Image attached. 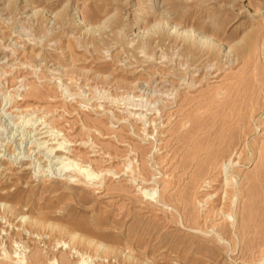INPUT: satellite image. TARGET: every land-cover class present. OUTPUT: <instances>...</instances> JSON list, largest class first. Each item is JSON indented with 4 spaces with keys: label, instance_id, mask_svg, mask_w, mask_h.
<instances>
[{
    "label": "rangeland",
    "instance_id": "1",
    "mask_svg": "<svg viewBox=\"0 0 264 264\" xmlns=\"http://www.w3.org/2000/svg\"><path fill=\"white\" fill-rule=\"evenodd\" d=\"M0 231V264H264V0H0Z\"/></svg>",
    "mask_w": 264,
    "mask_h": 264
},
{
    "label": "bare ground",
    "instance_id": "2",
    "mask_svg": "<svg viewBox=\"0 0 264 264\" xmlns=\"http://www.w3.org/2000/svg\"><path fill=\"white\" fill-rule=\"evenodd\" d=\"M163 3V2H162ZM160 11H161V9H159ZM159 13V12H158ZM162 13V12H161ZM160 13V14H161ZM33 14V13H32ZM59 15V14H58ZM58 17V16H57ZM60 17V16H59ZM77 18H79V17H77ZM61 20H62V18H61ZM63 21V20H62ZM177 26V25H176ZM89 28V27H88ZM87 28V29H88ZM178 27H176V29H177ZM91 29V28H90ZM89 29V30H90ZM191 30L190 31H185V32H183V33H180L179 32V35L180 36H183L184 34L188 37V36H190L191 35ZM200 36V35H199ZM195 37H197V36H195ZM201 37V36H200ZM203 37V36H202ZM201 37V42H202V40L203 41H205L204 43H208V42H210V40H212L211 38H202ZM187 39V43L189 44V43H191V44H189V45H193L194 44V40L193 41H191L192 39H190V38H186ZM198 40V39H197ZM213 40H215V42H210V44H211V48H212V46H213V50H210V51H212V53L211 52H209L210 54H212V55H216L217 53H218V56H219V58L220 57H222V58H226V59H228V58H230V56H232V54H234V59L235 58H237V59H239V58H241L245 53H244V50H245V47H241V46H239V45H235V46H232V47H228V50L227 51H225L223 48H221V49H219L220 48V45L218 44V43H216V39H213ZM186 43V44H187ZM193 43V44H192ZM197 43H198V41H197ZM197 43L195 42V44H196V46H197ZM187 44V45H188ZM209 44V43H208ZM255 44H256V40H254V38H250L249 40H248V42L245 44L246 45V47H249V48H251V49H253V48H255ZM225 45V44H224ZM195 46V45H194ZM193 46V47H194ZM192 47V46H191ZM223 47V46H222ZM190 48V47H189ZM195 48V47H194ZM193 48V49H194ZM192 49V48H191ZM192 49V50H193ZM206 54V53H205ZM209 54V55H210ZM233 57V56H232ZM211 58H212V56H211ZM217 58V57H216ZM208 59H209V57H208ZM212 60V59H211ZM222 60V59H221ZM225 59H223L222 61H224ZM229 60V59H228ZM230 60H231V58H230ZM226 61V60H225ZM224 63V62H223ZM57 147H52L51 148V152L52 153H54L55 152V154L56 155H62V156H60V158H62L63 157V154H64V151H63V149H64V142L63 143H58L57 145H56ZM209 152V151H208ZM210 153V152H209ZM18 212V210L17 209H11L10 210V212L9 213H11V215L12 214H14L15 215V213H17ZM8 213V212H7ZM18 214L20 215V216H25L23 213H19L18 212ZM18 215V216H19ZM7 216V215H6ZM10 216V215H9ZM8 216V217H9ZM12 218V217H11ZM46 224H45V221H43L42 219H30V221L28 222V224H26V226H29L30 227V229H31V231H34V230H38L39 228H44V227H46L45 226ZM56 227H58V226H56ZM56 227H55V229H56ZM26 228H28V227H26ZM45 229V228H44ZM29 230V229H28ZM42 230V229H41ZM65 230V229H64ZM40 231V229L38 230V232ZM66 233V232H65ZM64 233V234H65ZM0 234H1V231H0ZM68 235V234H67ZM70 236V235H69ZM72 238L73 239H75L76 238V235H73L72 234ZM82 240V239H81ZM79 241V240H78ZM79 243V242H78ZM81 244L83 243V240H82V242H80ZM84 243H86L87 245H89V246H93V244H94V242H91V241H85L84 240ZM79 245V244H78ZM98 245L99 244H95V247L97 248L98 247ZM108 250V249H107ZM110 250V249H109ZM113 250H115V249H113ZM109 252H111V250L109 251ZM109 252H107V253H109ZM115 252H117V251H115ZM34 253V252H33ZM106 253V254H107ZM114 253V252H113ZM108 255V254H107ZM114 255V254H113ZM116 255V254H115ZM114 255V256H115ZM117 257V256H116ZM32 261H34V262H40L42 259H43V256L41 255V252H39V250L38 251H35V253L32 255ZM117 260H118V258H116ZM83 260V259H82ZM19 263H20V261H19ZM31 263H33V262H31ZM22 264H23V262H22Z\"/></svg>",
    "mask_w": 264,
    "mask_h": 264
}]
</instances>
